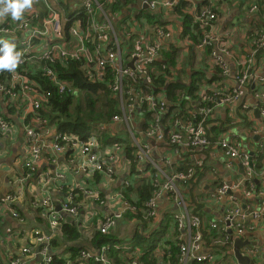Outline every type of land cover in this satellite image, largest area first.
I'll use <instances>...</instances> for the list:
<instances>
[{
    "label": "crops",
    "instance_id": "obj_1",
    "mask_svg": "<svg viewBox=\"0 0 264 264\" xmlns=\"http://www.w3.org/2000/svg\"><path fill=\"white\" fill-rule=\"evenodd\" d=\"M83 1L52 0L50 2L60 19V37L65 41V45L62 47L67 50L73 49L70 27L74 19H70V15L79 9ZM137 1L124 4V7L117 9L113 16V27L117 35L119 34L121 37L120 43L123 42L122 57L131 58L132 49L129 47V42H134L132 41L134 37L139 35L146 26L158 22L165 27V30L171 31L174 40L166 50H163L157 60V65L158 63L160 65L167 64L168 68L171 69L169 80L179 79L183 83L184 87L177 90L176 100L178 95L182 97L187 94L191 83L198 80H201L198 82L200 84L198 94L211 91L216 86L225 87L227 91L238 88L236 79V75L240 71L238 63L242 60H249L250 63L251 60L253 80L241 88L243 94L236 103L217 105L207 125L210 139L213 141L223 138L230 141L236 139L241 143L240 149L252 150L257 153L253 162L258 173L253 182L255 188H264V85L260 82V80H264V48L257 46V36L260 37L261 34H264V13H258L251 9L254 0H215L214 9L218 17L211 31L212 35L220 40L215 42L214 47L219 49L224 46L227 48L229 55L224 54V57L229 61L232 69V75L224 77L215 66L210 52L211 48L202 47L201 44L195 46V42L189 33L185 37L183 36L184 23L187 20L184 13L177 14L172 8L155 11L139 10ZM178 1L180 4L184 1L189 4L185 11L189 14L192 23L196 22L195 14L207 5L205 0ZM48 2L32 0L30 8L25 10L20 20L30 18L31 14L35 12L39 15L38 19L32 20V28L17 29L15 24L20 20L12 21L10 16L4 17V24L10 29L9 37H14V43L31 38L33 40L31 49L36 55L50 51L56 43L53 25L46 23V19L50 15L46 4ZM111 5H107L109 10ZM129 15L138 18L135 22L136 32L134 31L132 38L126 32L122 33V31L133 27L123 24L122 18ZM152 15L153 17L155 15L154 19H151ZM86 21L82 24L83 28L89 27V23ZM121 25L125 28L124 30L120 29ZM102 32L104 33V31ZM105 33L110 34V30L106 28ZM202 38V34L198 35L199 40L202 41ZM110 43L111 40L105 44V47H108ZM175 51L177 58L172 61L168 58V53ZM126 64L131 65L130 62H126ZM43 66L44 63L40 61L29 62L23 69L28 72L29 78L35 84H39L41 82L31 75L37 76L35 74L42 71ZM140 79L144 82L142 78ZM0 84L8 88L11 85V79L1 76ZM72 88L76 89L73 85ZM15 90L18 92L16 88ZM158 90L156 96H162L159 98L166 100V109L161 113V119L164 131L168 134L172 129L170 120L176 114H180L177 107L180 97L173 102L167 96L166 87H158ZM81 92L85 93V91ZM19 100L10 99L4 94V91H0L2 111L7 115L11 113L10 110L12 109L14 113V124L11 125V130L0 135V199L9 194L19 196V187L23 186L22 195L16 198L11 206L16 209L21 218L13 217L10 211L1 205L2 202L0 201V232L2 233L7 225L10 226L12 232L8 233L7 236L6 233L1 235L3 240L0 238V264H11L17 259L23 261L24 264L28 262L30 264H44L40 259L36 261V255L24 253L23 248L27 247L35 254L38 245L33 237L34 230L51 231L50 221L45 216V212L41 209H35L32 205L35 198L45 196L52 198V203L56 209L64 202L69 201L78 209L76 215L66 213L62 223L53 230L54 243L51 244L50 253L54 256L55 264L60 261L62 264H104L93 258L83 257L82 252L103 255L105 247H109L106 255H103L108 264H127L132 259H139L147 264L149 259L147 255L150 253H147V249H143L146 244L152 245L154 248L157 257L154 264L167 262L171 258L177 257L176 252L168 250L173 244H169L172 236L178 235L175 228L176 223L173 221V210L177 207L172 202L171 197L167 193L160 196L158 213L154 218L146 219L141 207L153 193L154 176H157L159 182L162 183L164 180L163 172H170L171 175H174L180 171L185 172L192 167H195L196 176L185 184L179 183V186L188 201L189 215H199L204 222L199 229L203 240L201 249L197 252L198 255L211 253L212 248L214 251L212 253L216 255L210 264H243L235 251L236 241L239 240L241 241L239 243L241 254L249 258L247 264H264V219L245 220L246 234L235 239L230 244L229 249L215 245L210 241L214 234L211 231L210 222L221 219L225 211L231 206L228 198L215 200L211 196L221 182L237 183L246 177L245 168L239 159L230 160L221 153L217 159L211 161L209 158L214 151L212 148L208 151L198 148L191 149L179 145H170L165 139L159 140L148 136L147 131L154 122V115L147 104L143 105L137 100L135 104L137 108L135 106L133 110L127 112L128 123L117 122L112 119L108 124H103L108 132L107 138L109 137V141L103 140L107 143L103 147L115 146L116 142L122 144V147L113 153L116 154L114 159L108 160L113 171L112 174L102 171L88 176L83 170L88 158L87 155L72 154V151L52 152L45 150L34 179L27 178L28 170L25 162L30 158V148L25 128L20 121L22 107L18 104ZM116 103L119 110L120 103L117 100ZM244 105L249 106V109H244ZM120 113V115L123 114L121 111ZM49 129V134L47 135L45 132L44 138L51 142L59 130L56 124L50 121ZM125 130L130 133L128 137L121 135L119 140H114V136L122 134ZM137 143L140 146H146L145 148L149 151V159H136L139 150ZM229 161H232L233 169L228 167ZM140 170L144 171L145 174H141ZM49 173L50 180L47 183ZM22 179H24L23 183ZM127 181L130 182V185L125 187ZM117 193H121L124 199L114 198ZM241 193L239 202L241 206H248L252 209L259 208V198L252 196L245 199L242 191ZM69 194H73V196L69 197ZM97 196L102 198L103 204H100ZM124 200L138 205V211H126L117 225L109 230V234H101L99 226L102 218L114 211H121ZM157 233L160 236H157ZM109 235L114 237L116 242H110L107 238ZM100 236H104L103 241L108 240L107 243H97V238ZM141 241L144 242L142 246ZM157 241L158 243H156ZM117 242L128 244L129 247L120 251L115 247ZM112 244L114 245L113 249H111ZM232 250L234 251L232 252ZM249 250L251 251L249 252ZM95 255H93L94 258Z\"/></svg>",
    "mask_w": 264,
    "mask_h": 264
},
{
    "label": "built area",
    "instance_id": "obj_2",
    "mask_svg": "<svg viewBox=\"0 0 264 264\" xmlns=\"http://www.w3.org/2000/svg\"><path fill=\"white\" fill-rule=\"evenodd\" d=\"M48 2V0H45ZM121 0H84L79 9L74 12L75 18L71 25V43L73 49H65V41L60 37L61 24L56 9L52 6L49 0L47 4L50 12L49 18L46 19V23H52L56 37V42L53 48L42 54H35L31 47L33 46V40L30 38L22 42H15L16 50L20 52V61L18 67L14 72L0 71V76L9 77L11 79V85L5 88L0 84V91H4L6 96L10 99H20L18 104L22 107L20 113V121L22 122L26 134L27 142L29 145L30 158L26 160L25 166L28 170L27 178H33L38 170L39 163L43 158V152L45 150L52 152L72 151L71 153L79 155H87L85 166L83 170L88 176H92L96 172L105 171L107 174H112V168L109 166L108 160H113L117 152L122 147L120 142H116L115 146L103 147L107 145L101 136L91 134L88 137H82L76 133H63L57 132L55 137L49 142L45 139L44 134L48 135L49 119H42L41 117L36 120L26 122L30 113L35 109H39L42 106V101L47 98L46 93L42 94V98L38 96V90L41 89V83L35 84L30 78L26 68L29 62H43L46 66L43 67L44 75L51 80L60 94L67 91L73 93L77 92V88L73 89L71 82L64 79H60V76L56 69L52 66L55 65L58 60H68L72 58L77 61H81L83 69H85V75L91 82L99 81L103 85L106 83L105 77L108 73L113 76L110 82L106 83V87L118 97L121 98L119 110L123 112L122 115H115L114 121L128 123L127 112L137 108V100L141 104H147L152 110L154 115V122L148 128V136L155 137L159 140H167L170 145H179L186 148H198L204 150H214L210 156V160L214 161L217 157L223 153L224 157L230 160L239 159L242 166L245 168L246 177L242 181L237 183L221 182L217 187L211 198L215 200H222L228 198L231 206L225 211L224 216L219 220H213L210 222L211 231L214 232L213 238L210 239L215 245H220L230 248V244L246 234L244 229V221L247 219L262 220L264 219V188H255L254 182L255 176L258 173L254 167L253 158L257 155L252 150L240 149L241 143L238 140L220 139L218 141H212L209 136V130L207 122L213 113L214 108L223 103L234 104L236 103L243 91L241 90L250 80H253L254 74L252 72L251 60H242L239 64L240 71L236 75L238 81V88L227 91L225 87L216 86L211 91L203 92L199 94V98L192 100L191 96L183 95L182 97L189 102L188 115L176 114L171 120V131L166 134L162 125L161 113L166 109V100L160 99L156 96V92L146 91L141 88L142 84L139 81L142 78L145 82L147 89L155 88L152 82V74L161 75L167 70L168 65H157V60L166 50L167 47L173 42V34L171 31L165 30V27L158 22L146 26L143 31L134 37L129 42V47L132 49L131 58H123V42L120 43L121 37L117 35L113 27V16L116 13L115 9H108L107 5H114L120 3ZM142 5L147 10L155 11L157 9H170L177 4L178 0H141ZM206 6L203 7L198 13L195 14V20L197 23L202 24L205 28H208L207 35L202 38L201 46L206 45L211 47L212 58L214 59L217 70L224 76L229 77L232 75V69L229 61L224 57V54L229 55V51L224 46L219 49L214 47L215 42L220 39L212 35L211 29L215 26L217 19V12L215 11V0H205ZM252 10L260 13L261 7L257 4H253ZM264 9V8H263ZM84 12L85 18L88 19L89 27L83 28L82 24L84 19L81 17ZM39 15L35 12L31 14L30 18H24L15 24V28H32V20L38 19ZM5 18L0 17V37H9L11 32L8 26L4 24ZM195 22V23H196ZM109 29L110 34H106L105 30ZM136 26L134 25L129 30H124L130 38H132ZM104 31V33L102 32ZM136 32V31H135ZM111 40L108 47L105 44ZM257 46L264 48V34L260 37L257 36ZM130 62L131 65L126 64ZM264 85V80H260ZM18 87V92L15 88ZM158 93V92H157ZM264 98V96H263ZM244 109H249V106L244 105ZM264 112V110H263ZM12 128L11 124L5 119L2 111L0 110V135L5 134ZM140 148L136 155L137 160L149 159V151L145 148ZM218 153V154H217ZM108 161V162H107ZM199 164V162H197ZM196 165V164H195ZM228 167L233 169L232 161H229ZM141 174H145L140 170ZM148 173V172H146ZM164 180L159 182L158 177H153V193L142 204V213L145 214V218H154L158 213V202L160 196L163 193H167L177 209L173 210V221L176 223L175 228L178 235H174L171 238V242H175L180 246L181 254L178 256V264H193V263H212L216 255L211 248V253L198 255V251L203 240L200 234V227L203 219L199 215H189L188 201L185 199V195L182 194V190L179 183H187L196 176L195 167L183 172H177L174 175L171 173L163 172ZM22 183L24 179H22ZM50 180V173L47 183ZM245 183V185H244ZM130 182L127 181L125 187H128ZM23 186L19 187V196L9 194L7 197L0 199L2 205L5 206L15 218H21L16 209L12 208V203L16 198L22 195ZM249 199L254 196L259 198L260 205L258 209H252L248 206L240 205V197ZM90 192V191H89ZM73 194H69L72 197ZM116 199H124L121 193L114 195ZM100 200V204L104 201L100 196H97ZM69 202H64L60 209H56L52 203L50 196L42 198H35L32 205L35 209H41L45 212V216L50 221L51 231L44 232L42 230H34L33 237L37 242V249L35 254L32 250L24 247V253H30L32 256H41L44 264H53L55 262L54 256L50 253L51 243L54 238L53 230L59 226L66 213L77 214L78 209L75 205ZM138 205L128 200L123 201L122 210L114 211L111 214L104 216L101 220L99 231L101 234H109V230L117 225V222L123 217L126 211L136 212L138 211ZM182 209V210H181ZM205 221V220H204ZM171 236L169 235V238ZM226 245V246H225ZM171 247V246H170ZM168 248V250L170 249ZM109 247H105L106 255ZM118 249V246H117ZM234 250H232L233 252ZM251 250H249L250 252ZM255 252L257 250H254ZM83 257L93 258L97 262H103L108 264L106 258L103 255H95L91 252H82ZM95 255V258L93 257ZM11 264H24L23 261L17 259L11 262ZM115 264V263H114ZM127 264H144L139 259H132ZM156 264H176L171 260L167 262H158Z\"/></svg>",
    "mask_w": 264,
    "mask_h": 264
},
{
    "label": "trees",
    "instance_id": "obj_3",
    "mask_svg": "<svg viewBox=\"0 0 264 264\" xmlns=\"http://www.w3.org/2000/svg\"><path fill=\"white\" fill-rule=\"evenodd\" d=\"M134 0H125L120 1L118 4L111 5V9H115V12H117V9H120L124 7V4L126 3H132ZM253 4H257L261 7V11H264V0H254ZM188 3L184 1L182 4H178L173 7V10L175 13L180 14L184 13L186 15V23H184V33L183 36L185 37L188 35V33L191 35V39L195 42V46H199L202 41L198 39V35H203V38L208 33V28H205L200 23H192L191 19L189 18V14L186 13V8L188 7ZM75 14L72 13L70 15V19L73 18ZM85 21L88 22V19L85 18L84 12L82 13V16ZM155 17V15H154ZM153 15L151 16V19H154ZM132 18V21H137L138 18H134L133 15L130 16V19ZM120 29L124 30L125 28L121 25ZM211 52V51H210ZM212 53V52H211ZM167 54V53H165ZM168 58H170L172 61H175L177 58L176 51L174 53L170 52L168 53ZM159 66H161L158 63ZM56 71L58 72L60 79H64L68 81L69 83L72 82V85L77 88V92L73 93L71 91H67L63 94H60L57 90L55 84L49 80L42 71H38L34 76L31 75L34 79L41 82V89L38 90V96L39 98H42V94L45 92L47 98H45L42 101V106L39 109H35L32 111L26 120L27 123L32 120H36V118L41 117L42 119H49L50 122L57 125V127L62 130L65 133H76L81 135L82 137H88L91 134H93L95 131V126L99 124H108L115 115H119L120 110L116 107V97H109L111 94V89L105 86L106 83L110 82V80L113 78L110 73L105 77L106 83L103 85L99 81L91 82L85 75V69H83V64L81 61L74 60L72 58H69L68 60H58V62L55 65H52ZM171 75V69L168 68L165 70V72L161 75H155L152 74V82L155 88H149L148 85H146L141 79L139 81L142 84L143 89H146V91H152V92H159L158 87H166L167 90V96L169 100L175 101L176 100V94L177 90L184 87L183 83L179 79H170ZM1 77V76H0ZM201 80H198L197 82L193 81L191 85L189 86V89L187 90L186 96H191L192 100L198 99V88L199 85L198 82ZM158 86V87H157ZM80 91H85V93H82ZM18 90V87H16ZM97 95L96 98H94V95ZM181 95L177 96V100ZM176 100V101H177ZM83 101L87 102V106L83 107ZM100 101L101 106L99 107V112L97 108V102ZM76 102V103H75ZM107 107L103 108V107ZM189 102L185 100L183 97L179 98V103L177 104V107L179 108V113L182 115L187 116L188 110H189ZM89 107V112H87L86 109ZM0 110L1 106H0ZM11 113L5 114L3 111V115L5 119L12 125L14 124V113L12 109L10 110ZM22 111V110H21ZM21 119V118H20ZM104 141H109V137L107 138L106 135H101ZM212 140V139H211ZM213 141V140H212ZM151 197V196H150ZM197 207L199 208V204L197 203ZM21 213V212H20ZM1 233V232H0ZM104 236H100L97 238V243H107V241H103ZM110 242L115 241V238L112 236H107ZM105 240V239H104ZM211 241V240H210ZM209 241V242H210ZM54 243V238L51 244ZM173 243V244H172ZM144 244V242L141 241V246ZM169 244H172L170 247L171 252H176L177 257L171 258L170 260L172 262H175L176 264L178 261V256L181 254L180 246L177 245L175 242H170ZM143 249H147V253H150L147 255V264H154L156 261V256L154 253V248L152 245L146 244L143 246ZM146 255V253H145ZM144 255V256H145ZM61 262V261H60ZM58 262L57 264H62ZM55 264V263H53Z\"/></svg>",
    "mask_w": 264,
    "mask_h": 264
},
{
    "label": "clouds",
    "instance_id": "obj_4",
    "mask_svg": "<svg viewBox=\"0 0 264 264\" xmlns=\"http://www.w3.org/2000/svg\"><path fill=\"white\" fill-rule=\"evenodd\" d=\"M31 4H32V0H0V17L10 16L12 20H20L25 10L30 8ZM205 48H211V47L206 45ZM20 55H21L20 52L16 50L14 37H0V71L14 72L18 67L20 61ZM44 66H46L45 63ZM42 72H43V68H42ZM78 90L80 91L79 88ZM58 130L59 132H63L59 128ZM93 134L97 136H101L100 134L97 133H93ZM117 246L120 251H123L129 247L128 244H123V243H119V244L117 243L115 247L117 248Z\"/></svg>",
    "mask_w": 264,
    "mask_h": 264
},
{
    "label": "rangeland",
    "instance_id": "obj_5",
    "mask_svg": "<svg viewBox=\"0 0 264 264\" xmlns=\"http://www.w3.org/2000/svg\"><path fill=\"white\" fill-rule=\"evenodd\" d=\"M50 1H52V0H50ZM4 18V17H3ZM83 18V17H82ZM127 18V19H126ZM13 21V20H12ZM122 21L124 22L123 24H125V25H129V26H134L135 25V22L136 21H132V18L130 19V15L127 17V16H125V17H123L122 18ZM187 59H189V58H187ZM96 94L94 95V98H96ZM109 97H116V100H117V102L118 103H121V98L120 97H118V96H116L113 92H111V94L109 95ZM76 103V102H75ZM83 107H86L87 106V102L86 101H83ZM101 106V103H100V101H98L97 102V112H99L100 110H99V107ZM103 108H106V109H108L106 106L105 107H103ZM84 110H87V112H89V107H87L86 109H84ZM95 132L94 133H97V134H104V135H106L108 132L106 131V127H104L103 126V124H99V125H96L95 126V130H94ZM121 135H125L126 137H128L129 135H130V133H129V131L128 130H125V131H123V133L122 134H118V135H116V136H114V140H119L120 139V136ZM137 145V147L140 149V148H143V146H140V144H136ZM2 205V204H1ZM3 206V205H2ZM4 207V206H3ZM5 209H6V207H4ZM7 210V209H6ZM5 231V232H4ZM4 231H2V233L0 234V238L2 237L1 235H4L5 233H6V236H7V234L8 233H12L11 231H10V226L9 225H7V227H6V229L4 230ZM157 236H160V234L159 233H157ZM156 236V237H157ZM158 239H159V237H157ZM2 240H3V238H1ZM108 241V240H107ZM116 242V241H115ZM117 243H119V242H117ZM156 243H158V241L156 242ZM113 244H112V248L111 249H113ZM117 252V251H116ZM115 252V253H116Z\"/></svg>",
    "mask_w": 264,
    "mask_h": 264
},
{
    "label": "water",
    "instance_id": "obj_6",
    "mask_svg": "<svg viewBox=\"0 0 264 264\" xmlns=\"http://www.w3.org/2000/svg\"><path fill=\"white\" fill-rule=\"evenodd\" d=\"M137 4L139 5L138 6V9L139 10L140 9H146V7L142 5V1L141 0H138L137 1ZM60 208H61V206H59L57 209H60ZM236 242H237V244H236V250H235L236 251V255L239 257V259L241 260V262L243 264H247L249 262V258H247L243 254H241L240 249H239V243H241V241L237 240ZM39 259L41 260V256H38L37 259H36V261L39 260ZM27 264H30V263L28 262Z\"/></svg>",
    "mask_w": 264,
    "mask_h": 264
}]
</instances>
